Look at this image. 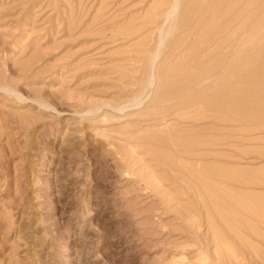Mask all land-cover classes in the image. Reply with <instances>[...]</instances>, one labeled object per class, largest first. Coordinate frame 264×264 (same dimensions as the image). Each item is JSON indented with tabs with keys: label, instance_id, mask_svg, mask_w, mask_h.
Here are the masks:
<instances>
[{
	"label": "rangeland",
	"instance_id": "obj_1",
	"mask_svg": "<svg viewBox=\"0 0 264 264\" xmlns=\"http://www.w3.org/2000/svg\"><path fill=\"white\" fill-rule=\"evenodd\" d=\"M0 264H264V0H0Z\"/></svg>",
	"mask_w": 264,
	"mask_h": 264
},
{
	"label": "bare ground",
	"instance_id": "obj_2",
	"mask_svg": "<svg viewBox=\"0 0 264 264\" xmlns=\"http://www.w3.org/2000/svg\"><path fill=\"white\" fill-rule=\"evenodd\" d=\"M215 24V23H214Z\"/></svg>",
	"mask_w": 264,
	"mask_h": 264
}]
</instances>
